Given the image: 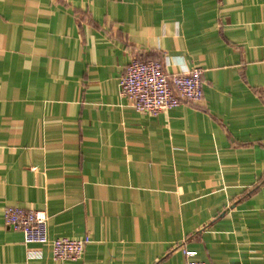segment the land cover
I'll use <instances>...</instances> for the list:
<instances>
[{"label":"crops","instance_id":"0c3cea01","mask_svg":"<svg viewBox=\"0 0 264 264\" xmlns=\"http://www.w3.org/2000/svg\"><path fill=\"white\" fill-rule=\"evenodd\" d=\"M135 56L199 66L201 99L136 111ZM8 205L81 257L26 245ZM188 259L264 264V0H0V264Z\"/></svg>","mask_w":264,"mask_h":264},{"label":"built area","instance_id":"2783aa9c","mask_svg":"<svg viewBox=\"0 0 264 264\" xmlns=\"http://www.w3.org/2000/svg\"><path fill=\"white\" fill-rule=\"evenodd\" d=\"M119 93L128 97L136 111L156 114L179 105L183 101L198 102L202 97L201 68L194 66L182 72L168 73L159 59L135 56L124 66L119 78ZM8 227L22 232L26 245L49 242L51 253L58 260H76L81 257L89 236L71 238L47 234V215L44 210L8 205L3 210ZM186 254L194 251L186 250ZM40 249L27 248V256L38 257ZM186 264H210L188 259Z\"/></svg>","mask_w":264,"mask_h":264}]
</instances>
